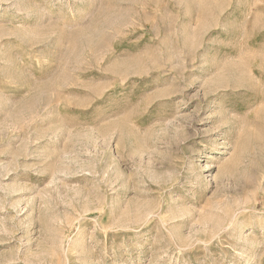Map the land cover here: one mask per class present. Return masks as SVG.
<instances>
[{
	"label": "rangeland",
	"instance_id": "374dc122",
	"mask_svg": "<svg viewBox=\"0 0 264 264\" xmlns=\"http://www.w3.org/2000/svg\"><path fill=\"white\" fill-rule=\"evenodd\" d=\"M0 264H264V0H0Z\"/></svg>",
	"mask_w": 264,
	"mask_h": 264
},
{
	"label": "bare ground",
	"instance_id": "6f19581e",
	"mask_svg": "<svg viewBox=\"0 0 264 264\" xmlns=\"http://www.w3.org/2000/svg\"><path fill=\"white\" fill-rule=\"evenodd\" d=\"M121 17V16H120ZM120 19V18H119ZM114 23V22H113ZM114 25V24H113ZM241 130V129H240ZM222 162V161H221ZM235 167V166H234Z\"/></svg>",
	"mask_w": 264,
	"mask_h": 264
}]
</instances>
